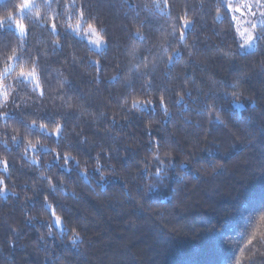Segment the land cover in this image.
<instances>
[{"label":"clouds","instance_id":"9594fccd","mask_svg":"<svg viewBox=\"0 0 264 264\" xmlns=\"http://www.w3.org/2000/svg\"><path fill=\"white\" fill-rule=\"evenodd\" d=\"M257 74L264 78V0L0 4V204L19 207L18 219H0L8 229L0 264H20L5 251L16 247L33 249L41 264H138L134 240L92 250L107 229L89 230L101 221L88 202L117 205L115 215L146 211L159 226L181 231L166 223L172 210L187 211V193L201 178L230 175L219 161L193 163L213 121L231 131L218 98L256 104L248 84ZM193 126L199 138L187 133ZM184 164L197 179L177 194L171 181L188 178ZM75 173L95 178L84 183ZM154 189L169 192L170 203L149 201ZM72 208L78 219L68 218ZM230 214L236 221L222 238L226 264H264V205H238ZM21 220L33 224L35 239L27 241ZM123 224L137 227L133 215Z\"/></svg>","mask_w":264,"mask_h":264},{"label":"trees","instance_id":"16d2710c","mask_svg":"<svg viewBox=\"0 0 264 264\" xmlns=\"http://www.w3.org/2000/svg\"><path fill=\"white\" fill-rule=\"evenodd\" d=\"M3 3H6V0H0V4ZM248 90L255 93L256 104L250 105L247 100H231L227 96L218 98L221 111L229 122L231 131L213 121L209 126L207 139L203 142L204 148L194 157L193 163L210 164L219 161L226 166L225 171L230 172V175L225 178L223 172H219L213 177L201 178L196 188L187 193L189 197L187 211L172 210L166 223L171 226L180 225L181 231L170 232L167 228L159 226V222L146 211L115 215L117 205L89 201L87 205L89 211L101 221L100 225L90 223L89 230L107 229L92 241L91 247L94 252H110L119 243L134 240L132 248L138 264H226V251L223 248L222 238L236 221V217L230 214L231 210L238 205L252 208L264 205V78L258 74L254 75L249 81ZM184 111L189 109L184 108ZM171 119L169 117L162 122L165 128L168 127ZM129 123L139 131L140 121L133 119ZM177 127L179 128L180 125L178 124ZM244 127L251 133L252 142H248ZM233 132L237 136L245 137V140L236 141ZM187 133L194 134L197 138L202 135L195 126L189 127ZM140 134L144 135L143 132ZM178 141L179 138H173V143ZM182 168L188 172V178L178 180L173 176L171 181L177 194L197 179L190 165L184 164ZM75 175L84 183H88L90 178H95V173H90L89 176H79L78 173ZM141 176L143 177V174ZM217 182L219 188H215ZM113 183L119 184V181ZM97 184L99 185V181ZM10 198V194H4V199ZM147 199L154 203H170L169 192L159 189L151 190ZM28 206L36 207L37 201H29ZM0 209H2L0 219L3 215L19 218L16 216L19 207L16 206L15 201L11 206L0 204ZM65 211L69 219H78L81 214L80 210L75 208ZM110 215L111 220L108 219ZM127 215L134 216L137 225L135 230L123 224ZM21 223L22 232L29 233L27 241L35 239L33 224L23 220ZM213 223L222 225L223 231L217 232L215 228L208 230ZM36 224L41 229L45 226L40 221ZM197 226L204 230L194 231ZM7 233L6 225L0 224V238ZM106 237L110 238L111 243L106 241ZM55 246L60 250L59 244ZM42 250L46 249L42 248ZM5 251L14 252V259H19L20 264H41L40 255L31 248L16 247L13 250L5 248ZM24 253H27V259H20ZM43 264L49 262L45 260Z\"/></svg>","mask_w":264,"mask_h":264}]
</instances>
